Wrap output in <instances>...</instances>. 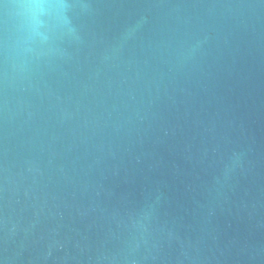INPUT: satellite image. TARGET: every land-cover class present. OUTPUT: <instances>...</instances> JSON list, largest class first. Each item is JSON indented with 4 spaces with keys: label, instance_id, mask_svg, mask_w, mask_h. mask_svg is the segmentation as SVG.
I'll list each match as a JSON object with an SVG mask.
<instances>
[{
    "label": "water",
    "instance_id": "obj_1",
    "mask_svg": "<svg viewBox=\"0 0 264 264\" xmlns=\"http://www.w3.org/2000/svg\"><path fill=\"white\" fill-rule=\"evenodd\" d=\"M0 264H264V0H0Z\"/></svg>",
    "mask_w": 264,
    "mask_h": 264
}]
</instances>
